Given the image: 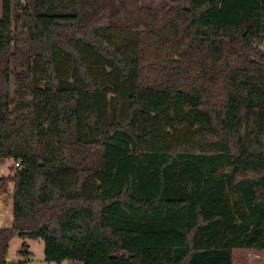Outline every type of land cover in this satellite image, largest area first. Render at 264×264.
I'll use <instances>...</instances> for the list:
<instances>
[{
  "label": "trees",
  "instance_id": "16d2710c",
  "mask_svg": "<svg viewBox=\"0 0 264 264\" xmlns=\"http://www.w3.org/2000/svg\"><path fill=\"white\" fill-rule=\"evenodd\" d=\"M172 2L0 0V264L16 235L58 263L264 250V0Z\"/></svg>",
  "mask_w": 264,
  "mask_h": 264
},
{
  "label": "rangeland",
  "instance_id": "374dc122",
  "mask_svg": "<svg viewBox=\"0 0 264 264\" xmlns=\"http://www.w3.org/2000/svg\"><path fill=\"white\" fill-rule=\"evenodd\" d=\"M183 5L188 7L190 0H182ZM140 4L144 7L149 8H164V7H175V3L172 0H140ZM264 50V43L262 44ZM12 161L6 160L4 163L0 164V177L2 175L9 174V167ZM0 199H4L10 196V192H3L0 190ZM5 208L0 205V219L3 220L4 224L11 226L7 220V215L5 213ZM11 224V225H10ZM69 245L74 249L75 252L83 255L88 264H100L101 257V247L100 241L87 243L94 239H70ZM96 240V239H95ZM24 244L28 245L29 254H21L20 251ZM63 244H61L58 239L52 242L51 253L57 254L62 250ZM46 241L42 238H30L21 237L16 235L10 242L8 256L12 264H77L69 260H65L62 263L49 262L46 260ZM259 254V256H257ZM234 264H264V250H251L246 248H237L234 251Z\"/></svg>",
  "mask_w": 264,
  "mask_h": 264
},
{
  "label": "crops",
  "instance_id": "0c3cea01",
  "mask_svg": "<svg viewBox=\"0 0 264 264\" xmlns=\"http://www.w3.org/2000/svg\"><path fill=\"white\" fill-rule=\"evenodd\" d=\"M8 191L10 192V196L6 197L4 199H0V205L6 209L5 213L7 215V220H8L9 223H12L13 216H14V205H13L14 185L13 184L9 185ZM4 227H9V226L4 224L3 220L0 219V228H4ZM55 240H57V239L53 238V239L50 240V250H51L52 242H55ZM70 242H73V241H71L70 239H66L65 240V243H67V244H69ZM91 242H98V241L95 240V239L91 240V241H87L88 244L91 243ZM255 251H259V250H255ZM257 256H259V254ZM7 260H8V262L10 261L9 256H7Z\"/></svg>",
  "mask_w": 264,
  "mask_h": 264
},
{
  "label": "built area",
  "instance_id": "2783aa9c",
  "mask_svg": "<svg viewBox=\"0 0 264 264\" xmlns=\"http://www.w3.org/2000/svg\"><path fill=\"white\" fill-rule=\"evenodd\" d=\"M16 165L18 166V165H19V162H17ZM0 195H1V194H0Z\"/></svg>",
  "mask_w": 264,
  "mask_h": 264
},
{
  "label": "water",
  "instance_id": "95a60500",
  "mask_svg": "<svg viewBox=\"0 0 264 264\" xmlns=\"http://www.w3.org/2000/svg\"><path fill=\"white\" fill-rule=\"evenodd\" d=\"M8 264H12V262L9 261Z\"/></svg>",
  "mask_w": 264,
  "mask_h": 264
}]
</instances>
